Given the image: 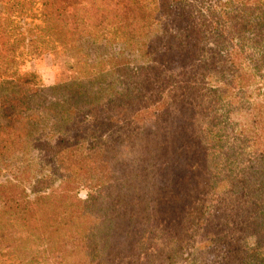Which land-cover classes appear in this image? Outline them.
I'll return each mask as SVG.
<instances>
[{
    "label": "trees",
    "instance_id": "16d2710c",
    "mask_svg": "<svg viewBox=\"0 0 264 264\" xmlns=\"http://www.w3.org/2000/svg\"><path fill=\"white\" fill-rule=\"evenodd\" d=\"M26 2L68 76L0 25V264H264V0Z\"/></svg>",
    "mask_w": 264,
    "mask_h": 264
},
{
    "label": "rangeland",
    "instance_id": "374dc122",
    "mask_svg": "<svg viewBox=\"0 0 264 264\" xmlns=\"http://www.w3.org/2000/svg\"><path fill=\"white\" fill-rule=\"evenodd\" d=\"M24 7H16L14 13L8 16V11L5 10L0 14V25L5 27L7 34L16 40L22 41L23 48L21 49L19 71L23 74H34L36 76V84L41 88H51L65 81L68 76L66 67L64 66V59L59 54L54 55L48 51L46 45L50 42L49 38L45 36L46 25L42 23V18L38 12V6L32 3H21ZM207 6V4H205ZM37 47V48H36ZM36 48V49H33ZM37 51L38 53H35ZM5 88V81L0 80V99L2 98V91ZM256 92L249 91L250 102H257L260 99L256 97ZM234 116H239L234 114ZM30 158L33 161L31 167L35 168L37 172L47 171L43 169V166L39 164L38 156L36 151H32ZM19 163L16 162L13 166L3 169L0 173V184L6 182V180L12 178L14 174V168ZM38 165V166H37ZM56 181L52 183V187L57 184ZM86 189L79 190V197L85 199L88 195ZM211 250V249H210ZM191 252L183 254L187 257L185 261L180 264H189ZM217 251H212L209 258L215 257Z\"/></svg>",
    "mask_w": 264,
    "mask_h": 264
}]
</instances>
